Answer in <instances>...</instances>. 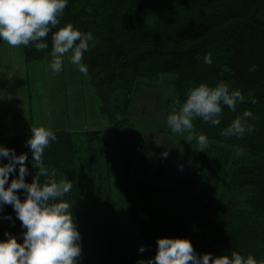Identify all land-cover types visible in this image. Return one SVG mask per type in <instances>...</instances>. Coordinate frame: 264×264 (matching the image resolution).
I'll return each instance as SVG.
<instances>
[{
	"label": "trees",
	"instance_id": "obj_1",
	"mask_svg": "<svg viewBox=\"0 0 264 264\" xmlns=\"http://www.w3.org/2000/svg\"><path fill=\"white\" fill-rule=\"evenodd\" d=\"M0 35L70 37L109 123L0 137V264H264V0H0Z\"/></svg>",
	"mask_w": 264,
	"mask_h": 264
},
{
	"label": "rangeland",
	"instance_id": "obj_2",
	"mask_svg": "<svg viewBox=\"0 0 264 264\" xmlns=\"http://www.w3.org/2000/svg\"><path fill=\"white\" fill-rule=\"evenodd\" d=\"M165 79L168 77L163 76L160 80ZM150 96L156 100L159 98L155 93L148 94ZM185 126L181 124L183 129ZM99 129L109 130V123L99 113V100L70 37L66 36L62 44L45 58L26 62L21 37L0 35V137ZM179 134L187 137L183 131ZM98 168L103 173L102 160ZM152 170L153 167L150 168ZM200 170L202 174L207 172L208 177L209 173H214L212 194L203 198L208 201L226 199L227 171L209 167H201ZM206 182L203 179L202 185ZM95 201L98 217L100 220L106 219L105 215L100 214L107 202L105 186L95 192Z\"/></svg>",
	"mask_w": 264,
	"mask_h": 264
}]
</instances>
